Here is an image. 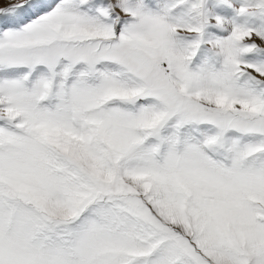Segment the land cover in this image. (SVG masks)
Here are the masks:
<instances>
[{
	"label": "snow or ice",
	"instance_id": "1",
	"mask_svg": "<svg viewBox=\"0 0 264 264\" xmlns=\"http://www.w3.org/2000/svg\"><path fill=\"white\" fill-rule=\"evenodd\" d=\"M0 264H264V0H0Z\"/></svg>",
	"mask_w": 264,
	"mask_h": 264
}]
</instances>
